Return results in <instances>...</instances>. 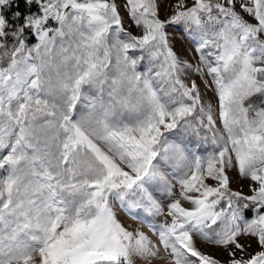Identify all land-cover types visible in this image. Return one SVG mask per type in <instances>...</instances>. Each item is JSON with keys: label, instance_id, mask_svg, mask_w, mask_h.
<instances>
[{"label": "snow or ice", "instance_id": "6c2138e0", "mask_svg": "<svg viewBox=\"0 0 264 264\" xmlns=\"http://www.w3.org/2000/svg\"><path fill=\"white\" fill-rule=\"evenodd\" d=\"M0 264H264V0H0Z\"/></svg>", "mask_w": 264, "mask_h": 264}, {"label": "rangeland", "instance_id": "374dc122", "mask_svg": "<svg viewBox=\"0 0 264 264\" xmlns=\"http://www.w3.org/2000/svg\"><path fill=\"white\" fill-rule=\"evenodd\" d=\"M169 2L171 3V2H174V0H169ZM162 14V16H163V12L161 13ZM169 32H170V34H172V35H174V36H179V33H176L173 29H169ZM177 49L178 50H181L183 47H185V45H182L180 42H179V40L177 41ZM232 187L234 188V189H239V188H241L242 187V185L240 184V183H233V185H232ZM244 191H247V188L246 187H244ZM129 222H131V221H129ZM137 226H139V227H141L143 230H145V231H149L148 229H147V226L146 225H137ZM201 247H202V249L203 250H205V251H207V252H209V253H212V254H215L216 256H218L219 258H221V259H224L225 257H224V254L220 251V250H218V249H213V248H208V247H205V246H203V245H201Z\"/></svg>", "mask_w": 264, "mask_h": 264}]
</instances>
